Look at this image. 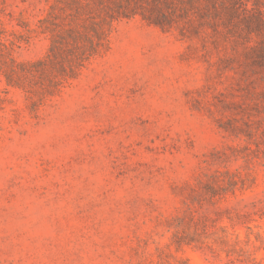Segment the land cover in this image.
<instances>
[{"label": "rangeland", "instance_id": "1", "mask_svg": "<svg viewBox=\"0 0 264 264\" xmlns=\"http://www.w3.org/2000/svg\"><path fill=\"white\" fill-rule=\"evenodd\" d=\"M123 4L58 87L0 68V264H264V0ZM4 9L45 59L46 6Z\"/></svg>", "mask_w": 264, "mask_h": 264}, {"label": "trees", "instance_id": "2", "mask_svg": "<svg viewBox=\"0 0 264 264\" xmlns=\"http://www.w3.org/2000/svg\"><path fill=\"white\" fill-rule=\"evenodd\" d=\"M7 0H0L1 16L5 15L4 6ZM16 1V0H12ZM21 3H33L46 6V16L38 21V29L42 34H49L50 45L45 59L35 62L16 63L12 53L18 44L28 41V37L15 36L10 31L12 39L0 40V68L11 84V75H35L50 78L52 84L58 87L62 81L72 79L76 71L91 58L100 55L107 49L108 31L113 22L126 18L134 13L126 12L123 2L127 0H19ZM128 5V4H127ZM26 29L27 23L21 18L10 17L9 23ZM27 32H33L26 29ZM80 41L84 44L81 45ZM56 70V75L52 73ZM18 87V85L15 84Z\"/></svg>", "mask_w": 264, "mask_h": 264}]
</instances>
